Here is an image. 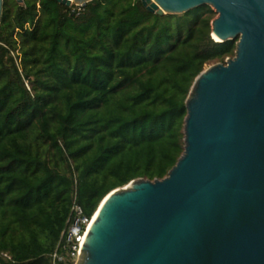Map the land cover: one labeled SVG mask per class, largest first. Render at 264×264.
<instances>
[{
  "label": "trees",
  "instance_id": "16d2710c",
  "mask_svg": "<svg viewBox=\"0 0 264 264\" xmlns=\"http://www.w3.org/2000/svg\"><path fill=\"white\" fill-rule=\"evenodd\" d=\"M214 17L208 5L158 15L141 0H3L0 264H73L74 195L91 217L113 189L167 174L195 77L234 55L235 40L212 38Z\"/></svg>",
  "mask_w": 264,
  "mask_h": 264
},
{
  "label": "water",
  "instance_id": "95a60500",
  "mask_svg": "<svg viewBox=\"0 0 264 264\" xmlns=\"http://www.w3.org/2000/svg\"><path fill=\"white\" fill-rule=\"evenodd\" d=\"M141 3L158 15L208 5L212 38L236 39L234 55L195 77L175 164L109 192L75 264H264V0Z\"/></svg>",
  "mask_w": 264,
  "mask_h": 264
},
{
  "label": "built area",
  "instance_id": "2783aa9c",
  "mask_svg": "<svg viewBox=\"0 0 264 264\" xmlns=\"http://www.w3.org/2000/svg\"><path fill=\"white\" fill-rule=\"evenodd\" d=\"M72 219L68 226L63 231L64 235V249L65 256L72 260L73 264H75L79 258L80 250L82 243L84 241V237L87 231V226L92 218L86 216L81 206L75 201L72 205ZM4 257L10 258L6 253H2ZM53 260H63V255H58L56 253L52 254Z\"/></svg>",
  "mask_w": 264,
  "mask_h": 264
},
{
  "label": "rangeland",
  "instance_id": "374dc122",
  "mask_svg": "<svg viewBox=\"0 0 264 264\" xmlns=\"http://www.w3.org/2000/svg\"><path fill=\"white\" fill-rule=\"evenodd\" d=\"M70 6H72V7L75 9L76 7H78V6H80V5H76V4H74V3H71ZM215 16H216V14H215ZM235 41H236V39H235Z\"/></svg>",
  "mask_w": 264,
  "mask_h": 264
},
{
  "label": "bare ground",
  "instance_id": "6f19581e",
  "mask_svg": "<svg viewBox=\"0 0 264 264\" xmlns=\"http://www.w3.org/2000/svg\"><path fill=\"white\" fill-rule=\"evenodd\" d=\"M91 221H92V219L90 220V222H89V224H88V226H87V229H88V227H89V225H90Z\"/></svg>",
  "mask_w": 264,
  "mask_h": 264
}]
</instances>
